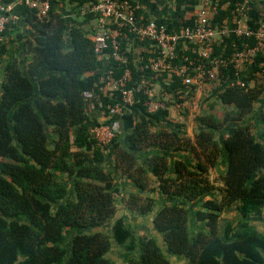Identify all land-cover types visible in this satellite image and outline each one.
Here are the masks:
<instances>
[{
    "label": "trees",
    "instance_id": "trees-1",
    "mask_svg": "<svg viewBox=\"0 0 264 264\" xmlns=\"http://www.w3.org/2000/svg\"><path fill=\"white\" fill-rule=\"evenodd\" d=\"M78 2L80 7L85 3ZM183 4L179 0L175 11L181 19L195 5L182 9ZM251 5V16L264 18ZM27 13L26 22L36 34L33 39L24 35L30 58L25 64L14 57L7 61L0 93V264H116L108 258L113 243L106 227L112 221L113 239L122 256L129 257L127 264H171L172 259L182 264H264V234L246 222L226 221L219 226L221 215L231 211L244 218L264 213V138L252 132L247 120L263 97V91L252 85L257 69L243 74L244 85L233 81L232 67L223 69L218 83L224 88L218 100L234 111L224 121L213 114L198 117L196 142L185 138L182 124L168 120V110L149 113L148 96L134 91V103L121 119L125 145L118 140L120 132L109 145H100L90 128L99 125L97 120L116 102L101 89L106 73L102 71L106 66L118 67L117 62L96 54L91 32L78 26L67 30L64 16L40 18L36 11ZM159 22L173 28L165 19ZM191 23V18L184 19L183 27ZM7 55V44L0 43V58ZM127 56L132 74L128 87H136L140 72L132 55ZM122 73L118 68L117 77ZM183 88L179 79L170 82L169 91ZM91 102L94 107L89 111ZM259 120L264 135V109ZM48 127L56 135L52 141ZM219 132H224L220 139ZM110 148L115 170L137 193L125 203V210L141 218L154 215L153 238L135 236L124 219H115L116 195L122 189L115 187L112 172L102 166ZM188 151L196 160L195 171L187 162L171 163L168 158ZM147 152L151 154L141 163L137 154ZM219 160L225 171L223 187L216 189L209 172ZM150 178L156 179L157 188L149 190ZM146 191L158 192L167 203L157 211L153 205L138 207L136 196ZM213 193L220 200L205 199ZM195 203L201 209L191 214L190 205ZM191 215L202 226L195 235L190 230ZM68 233L72 237L66 246Z\"/></svg>",
    "mask_w": 264,
    "mask_h": 264
},
{
    "label": "built area",
    "instance_id": "built-area-1",
    "mask_svg": "<svg viewBox=\"0 0 264 264\" xmlns=\"http://www.w3.org/2000/svg\"><path fill=\"white\" fill-rule=\"evenodd\" d=\"M79 3L80 0H70ZM82 13L93 15L97 21L94 37L95 52L104 60L113 59L118 67L110 66L105 73L104 87L113 100L109 105L108 120L90 128V134L100 145H109L119 134L121 119L134 103V91H142L149 98L148 112L165 109L162 102L152 96L154 80L162 78L181 81L184 88L195 83L219 81L223 69L235 70L236 84L244 85L243 74L255 70L264 73V18L254 19L249 0L235 1L232 22L218 17L227 0H181L183 7H193L192 23L170 30L166 23L152 17V11L162 13L170 0H82ZM23 5L36 11L40 18L48 17L50 0H22ZM15 3L0 0V43L5 33L17 23ZM253 23V26L251 24ZM254 25H256L254 27ZM130 42L139 49V81L132 82L127 48ZM231 48L230 51L228 49ZM109 50V53L107 51ZM145 55V56H144ZM118 68L123 70L117 77ZM89 98L92 95L86 94ZM116 119L109 123L111 119Z\"/></svg>",
    "mask_w": 264,
    "mask_h": 264
},
{
    "label": "rangeland",
    "instance_id": "rangeland-1",
    "mask_svg": "<svg viewBox=\"0 0 264 264\" xmlns=\"http://www.w3.org/2000/svg\"><path fill=\"white\" fill-rule=\"evenodd\" d=\"M170 7V6H169ZM174 12L176 11V4L173 5ZM184 9V7H182ZM84 16L90 15V14H84ZM95 19V18H94ZM28 37L30 35L28 34ZM10 37H6L5 43L8 45ZM11 40V39H10ZM128 53V52H127ZM138 53V55H137ZM8 56H2L1 64L3 62V65L0 64V67L5 66L7 63ZM26 57L29 59L30 55H26ZM140 55L139 50L136 52V61L139 62ZM22 62V61H21ZM25 62H22V64ZM2 70V68H0ZM2 72H0V78ZM161 78V77H160ZM156 80L152 83L151 90H152V96L156 98L157 101H160L165 106V109L168 110V120L177 123L182 124L184 126L183 128V134L186 135L185 138H190L192 142H196V134L200 130V125L197 122V118L204 115L213 114L216 118L219 120L224 121L226 118V115L229 113H232L234 111V108L231 106H224L222 105L219 100L218 96L223 90V86L219 84L217 81H203V83H195L193 85V88H183L179 89V91L171 92L169 90L165 89V86L161 85L165 81ZM2 80V79H1ZM163 80V79H162ZM255 83L257 88L262 92V101L255 104V112L247 117V120L251 122L252 124V132H254L258 138L261 140L264 138L263 135V126L261 125V121L259 120V113L263 111L264 109V73L255 75V78L253 80L252 85ZM1 87L2 82L0 81V93H1ZM182 91V92H181ZM111 94V93H109ZM90 98V97H89ZM92 98V97H91ZM94 107V102H91L88 105V110L92 109ZM104 113V112H103ZM108 116H104L100 119V122H104L108 120ZM164 128L167 130H171V127L164 124ZM48 134L50 136V140L56 138L55 133L52 131L51 128H47ZM151 132H154V129H151ZM224 135V132H219V139L221 138V135ZM263 137V138H262ZM118 140L120 141L121 145H125V131L122 130L118 136ZM91 153L92 149H87ZM151 152L147 153H140L137 154L139 157V161L142 163L145 158H147ZM168 158L170 159L171 163H173L175 160L180 159V161L187 162L189 164V168L193 171L196 170V160L191 155V153L184 152V153H174L168 155ZM115 165V154L114 149L110 148L108 151L105 152V160L102 162V166L107 171L112 172L113 176L115 177V187H121L122 192L119 195H116L117 200V215L115 216V219H124L125 221V227H129V230L131 233H133L135 236L144 237L147 239L155 237V232L152 229L151 223L153 220V216L151 215L149 217H138L135 213L131 214L129 211L125 210V203L129 202L130 196L133 194H137L135 188L132 187L131 183L125 178L122 177L121 173L119 171H116L114 168ZM171 172L173 173V165L171 166ZM225 171V165L223 166L221 164V161L219 160L217 163V166L215 168H212L209 172V180L210 182L216 187V189H219L223 187L221 178ZM138 174V173H136ZM135 174V175H136ZM65 184H68L69 187L71 186V180L68 179L65 176H62ZM158 187V183H156V179L150 178L148 181V188L154 189ZM71 196H73V190H71ZM136 202L138 207H148L150 205H153V208H155V211L160 210L167 202L158 194V192H147L146 193H140L136 196ZM206 200H212V199H218L220 200L218 193H213L212 195H209L205 198ZM190 213L193 214L194 211L200 210V203H195L190 205ZM193 215H191V221L189 223L190 230L192 232V235H195L198 231L202 230V226L200 223H196V220ZM226 221L233 222V224H238L240 222H246L250 226L254 227L258 232L264 234V213L262 217H242L237 214L236 211H231L228 213H225L221 215L219 220V226L220 228L223 227L224 223ZM114 222H110V224L107 225L106 231L110 235V238L112 239L113 243V250L108 255V258L112 261H115L116 264H127V261L129 257H123V250L116 244L113 235V226ZM71 235L67 234V240L65 242L66 246L69 245V242L71 240ZM121 239L124 237V233H120ZM132 257H136V255H132ZM171 264H182L181 261H176L174 259L170 260Z\"/></svg>",
    "mask_w": 264,
    "mask_h": 264
},
{
    "label": "crops",
    "instance_id": "crops-1",
    "mask_svg": "<svg viewBox=\"0 0 264 264\" xmlns=\"http://www.w3.org/2000/svg\"><path fill=\"white\" fill-rule=\"evenodd\" d=\"M22 0H14L15 3V7H14V14L17 16L18 20L16 23L17 28H13V29H9V33L7 35V37L9 39V43L7 45L8 48V61H10L13 57L19 59L22 62L27 63L28 58L26 57V50H25V42H24V35H30V37L33 39L36 37V34L34 33V31H32V29L30 28V26L28 25V23L26 22V18L28 16V9L23 5V3L21 2ZM179 0H170V3L168 5V8L166 10H164L162 13L157 12V11H152V17L155 19H165L169 22H171V24L173 25V27L175 29L180 28L181 26H183V20L184 19H190L193 15V11L192 12H186L184 14V19L179 18L176 13L174 12V8L173 5L178 3ZM235 1H239V0H227L225 3V6L223 7V14L221 17H224L225 20L229 21L230 23L232 22V17H233V5ZM250 3L253 4V6L255 7L256 10L260 11L261 13H263L264 15V0H249ZM51 3V13L50 14H60L62 16H64V18L66 19V26H67V30L71 27V26H78L81 27L89 32H91V39L94 40V37L97 33V21L96 19L90 21L89 19H87L83 13H82V7H80L79 3H74L71 2L70 0H50ZM170 6V7H169ZM22 36V37H21ZM67 45L69 46V43L67 41ZM126 48L128 50V53L132 55V63H134V67L137 68L139 65V62L136 61V52L139 50L137 47L134 46V44L127 42L126 43ZM138 55V53H137ZM23 63V64H25ZM3 65V62L2 64ZM110 66V65H109ZM4 67H0L2 68V70H0V72H2V76L0 78V81L4 82ZM108 66H106V68H104V70L102 71L103 74L108 70ZM2 79V80H1ZM156 80H154L155 82ZM161 81H165L163 84V86H165L166 90H169V85L170 82L167 81L166 79H163ZM102 92L103 94L106 96H110L109 92L107 91V89L103 86L102 87ZM175 91H179V90H174L171 92H175ZM182 92V91H181ZM93 96V95H92ZM91 96V97H92ZM90 97V98H91ZM103 117V115H101V117L97 120V122L100 121V119ZM101 123V122H100ZM262 124V123H261Z\"/></svg>",
    "mask_w": 264,
    "mask_h": 264
}]
</instances>
